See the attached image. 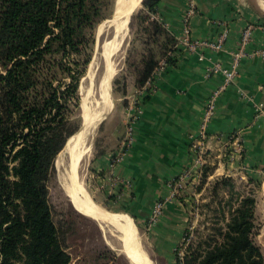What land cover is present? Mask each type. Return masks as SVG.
<instances>
[{
	"label": "trees",
	"instance_id": "obj_1",
	"mask_svg": "<svg viewBox=\"0 0 264 264\" xmlns=\"http://www.w3.org/2000/svg\"><path fill=\"white\" fill-rule=\"evenodd\" d=\"M159 1L142 0V9L129 20L140 47L127 54L126 67L137 89L162 61H174L177 40L155 17ZM113 2L0 0V264L71 262L52 217L48 181L57 154L77 129L89 43ZM213 169L205 165L201 181ZM246 182L249 188L242 192L232 176L215 180V191L227 195L223 219L184 242L176 264H264L253 238L260 182Z\"/></svg>",
	"mask_w": 264,
	"mask_h": 264
},
{
	"label": "crops",
	"instance_id": "obj_2",
	"mask_svg": "<svg viewBox=\"0 0 264 264\" xmlns=\"http://www.w3.org/2000/svg\"><path fill=\"white\" fill-rule=\"evenodd\" d=\"M193 1L190 38L215 40L226 28L222 48L192 51L179 43L187 0H160L155 17L177 40L174 61L160 63L143 89L129 82L127 92L117 98L127 99V105L115 104L113 120L104 127L111 136H98L96 150L103 152L95 150L89 161L96 190L144 227L156 253L163 244L177 243L185 227V208L173 194V184L190 165L189 144L206 100L223 82L222 73L211 69L215 62L224 68L235 65L237 76L218 96L207 124L206 165L214 167L209 177L259 181L255 219L264 221V111L255 107L264 105V7L257 0ZM247 27L250 39L243 44ZM131 120L132 138L123 147L122 127ZM157 200L164 207L151 222Z\"/></svg>",
	"mask_w": 264,
	"mask_h": 264
},
{
	"label": "rangeland",
	"instance_id": "obj_3",
	"mask_svg": "<svg viewBox=\"0 0 264 264\" xmlns=\"http://www.w3.org/2000/svg\"><path fill=\"white\" fill-rule=\"evenodd\" d=\"M253 1L255 2V0ZM257 2H259L261 6H264V0H257ZM114 3L115 0L113 2V8ZM141 9L142 4L134 10L133 14ZM111 15L108 18H110ZM102 21H100L94 29L92 39L89 43V51L91 54L90 61L79 82L78 93L80 97V109L77 117V129L67 139L65 146L57 154L48 181V200L52 210V217L61 234V240L64 242L65 250L70 254V264H132L128 261L127 257L121 253L123 246L115 241V238L110 235L108 229L101 227L93 218L74 207L62 188V173L64 167H66L68 163L67 149L69 148L67 147L76 140V134L84 125L85 117L99 110V108L94 105V102L95 98H98L96 84L102 76L104 68L101 49L103 42L110 38V31H105L100 35L97 34L98 26ZM139 47L140 44L137 40L136 31H130L128 27L120 49L112 58L115 63V72L110 80V94L112 98L111 108L106 111L102 119L96 122L92 131H86L84 146H86L87 150L80 160L78 169L79 180L81 179L80 181L91 199L111 212L126 213L124 210L119 209L114 203L108 202L106 197L99 191L100 189L96 190V182L91 176V165L89 161L95 152L98 136H111L108 130L104 132V127L107 126V122L112 118L110 115L114 110L115 104L124 103V105H127V99L117 100L119 95H121L117 89L123 87L121 89H125V92H127V86L129 82L132 81V77L129 75L126 67L127 54ZM89 70H92L94 74L91 82H89L87 76ZM220 176L221 175L208 177L204 181L199 179L195 185L180 190L179 198L181 197L180 199H183L182 203L186 212L185 227L178 242L173 246L163 244L161 247L162 252L160 253H156L151 247L149 243L150 239L145 234L144 227H141L139 222L128 214L136 226L137 236L141 246L157 264H176V256H183V250L186 246L184 242L190 240L192 236H196V232L205 233L209 231L210 229H207V227L210 226L213 221H220L223 219L222 210H226L227 208L224 202V198H227V195L221 191H215L214 187L215 180L220 178ZM234 179L240 191L243 192L248 190L249 187L245 179ZM221 205L223 206L222 208ZM255 222L257 223V229L253 238L260 246L264 258V221L255 219ZM179 246L180 249L178 250Z\"/></svg>",
	"mask_w": 264,
	"mask_h": 264
},
{
	"label": "bare ground",
	"instance_id": "obj_4",
	"mask_svg": "<svg viewBox=\"0 0 264 264\" xmlns=\"http://www.w3.org/2000/svg\"><path fill=\"white\" fill-rule=\"evenodd\" d=\"M137 3L138 0H116L115 13L98 26V35L110 31V38L102 44L101 56L104 61V68L102 76L96 84L98 98H95L94 105L99 110L85 117V123L78 130L76 140L67 147L69 149L66 148L68 150V163L62 173V188L74 207L93 218L101 227L108 229L115 241L123 246L121 253L127 257L128 261L132 264H157L141 246L136 226L131 217L124 212H111L94 202L83 187L78 174L80 160L87 150L83 144L84 139L82 136H86V131H92L96 122L102 119L106 111L111 108L110 80L115 72V63L112 58L124 41L128 30V15L134 6L138 7ZM124 12H126V15L123 18L121 14ZM87 76L89 82H91L94 76L92 70H89Z\"/></svg>",
	"mask_w": 264,
	"mask_h": 264
},
{
	"label": "built area",
	"instance_id": "obj_5",
	"mask_svg": "<svg viewBox=\"0 0 264 264\" xmlns=\"http://www.w3.org/2000/svg\"><path fill=\"white\" fill-rule=\"evenodd\" d=\"M195 11V4L193 0H187V7L185 11V15L183 18V23L181 27V35L178 36L177 40L179 43L184 45L187 49L194 51L198 46H206L211 49L219 50L222 48V45L227 37V29L223 28L220 34L217 36L215 40H198L190 38V30H189V17ZM250 39V27H247L241 34V41L243 44H246ZM235 60L238 59V54L234 57ZM164 62L162 61L161 64ZM212 71L221 72L223 75L222 84L213 90L206 100V103L203 107L201 113V120L198 128V132L195 136L191 137V141L189 144V149L191 153V162L190 165L187 166L182 173H180L177 177L176 182L173 184V194L176 195L179 188L183 189L186 187H191L195 185L196 182L201 179L203 167L206 165V157H207V124L210 121L217 102V98L220 93L230 84L235 82L237 71L235 65L224 68L220 63L215 62L211 67ZM149 81L143 86V88L147 87ZM142 88V89H143ZM256 109L259 111H264V105L262 103L256 104ZM132 120L125 124V133L122 139V146L125 147L131 141V132H132ZM164 207L163 200H157L153 206L151 213V222L154 221L158 215L161 213V210Z\"/></svg>",
	"mask_w": 264,
	"mask_h": 264
},
{
	"label": "water",
	"instance_id": "obj_6",
	"mask_svg": "<svg viewBox=\"0 0 264 264\" xmlns=\"http://www.w3.org/2000/svg\"><path fill=\"white\" fill-rule=\"evenodd\" d=\"M115 2H116V0H115ZM138 6L140 5V4H142V0H138ZM127 8H128V5H127ZM137 8V6L135 7H133L132 9H131V12L129 13V15H128V22H127V27H129V20H130V17H131V15L133 14V12H134V10ZM115 13V3H114V8H113V12H112V15ZM111 15V16H112ZM125 15H126V12H124L123 14H121V16L124 18L125 17ZM111 120H113V118L112 119H110V121ZM115 120V119H114ZM108 125V124H107ZM108 127V126H107ZM125 125H123V131H122V133H123V135H124V133H125ZM117 136H122V134H118ZM86 136H82V138L84 139ZM84 142L85 141H83V144H84Z\"/></svg>",
	"mask_w": 264,
	"mask_h": 264
}]
</instances>
